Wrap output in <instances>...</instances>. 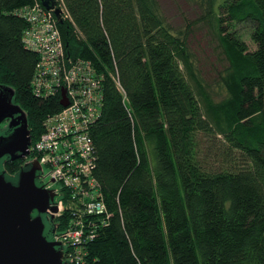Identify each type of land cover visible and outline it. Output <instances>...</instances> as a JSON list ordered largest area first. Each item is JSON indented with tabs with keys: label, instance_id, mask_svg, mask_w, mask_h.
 <instances>
[{
	"label": "trees",
	"instance_id": "obj_1",
	"mask_svg": "<svg viewBox=\"0 0 264 264\" xmlns=\"http://www.w3.org/2000/svg\"><path fill=\"white\" fill-rule=\"evenodd\" d=\"M34 1L0 0V83L27 112L32 145L45 117L61 110L59 96L32 89L38 55L23 46L27 24L15 12ZM64 2L75 23H59L67 56L103 76L91 135L112 217L89 258L264 264V0H201L228 63L219 102L195 71L189 35L175 30L159 0ZM238 26L250 28L255 50ZM17 169L10 164V173ZM58 221L65 230L68 220Z\"/></svg>",
	"mask_w": 264,
	"mask_h": 264
},
{
	"label": "built area",
	"instance_id": "obj_2",
	"mask_svg": "<svg viewBox=\"0 0 264 264\" xmlns=\"http://www.w3.org/2000/svg\"><path fill=\"white\" fill-rule=\"evenodd\" d=\"M55 2L53 10L35 0L15 12L27 24L23 46L38 55L33 93L43 99L59 96L61 107L45 117L44 131L30 152L46 169L47 189L54 186L56 195L63 194L55 204L57 213H49L68 220L66 229L56 237L63 244L64 262L96 264L89 258L90 243L112 217L94 175L97 158L91 135V127L102 113L103 76L90 61L67 56L55 9H60L63 21L75 23L64 0ZM113 79L125 98L119 79ZM63 89L69 102L66 107L61 105Z\"/></svg>",
	"mask_w": 264,
	"mask_h": 264
},
{
	"label": "water",
	"instance_id": "obj_3",
	"mask_svg": "<svg viewBox=\"0 0 264 264\" xmlns=\"http://www.w3.org/2000/svg\"><path fill=\"white\" fill-rule=\"evenodd\" d=\"M41 2L47 10H53L56 6L55 0ZM55 15L59 23H63L60 9H55ZM4 92H8L10 97L7 98ZM14 92L4 87L0 95V123L11 115L14 106L10 98ZM68 103L63 89L61 105L66 107ZM16 108L14 111L22 113L23 125L3 145V157L9 154L12 160L29 156L31 146L27 118L21 109ZM18 152L20 156H16ZM37 164L39 162L35 160L31 171H22L16 184L8 180L4 173L0 175V264H69V261L63 260V244L49 242L44 236L45 226L41 217L49 210L57 213L56 206L51 203L56 196L58 198L63 194L56 195L58 189L54 186L47 190L37 187L34 177Z\"/></svg>",
	"mask_w": 264,
	"mask_h": 264
},
{
	"label": "rangeland",
	"instance_id": "obj_4",
	"mask_svg": "<svg viewBox=\"0 0 264 264\" xmlns=\"http://www.w3.org/2000/svg\"><path fill=\"white\" fill-rule=\"evenodd\" d=\"M164 14L176 31L189 35L188 43L193 57L196 73L204 89L214 101L219 102L226 96L221 77L228 63L222 53L221 42L211 23H205V5L201 0H159ZM229 31L232 32L230 29ZM236 34L242 38L250 50L256 45L251 40L250 28L238 26ZM201 146H209L207 139L201 138Z\"/></svg>",
	"mask_w": 264,
	"mask_h": 264
},
{
	"label": "flooded vegetation",
	"instance_id": "obj_5",
	"mask_svg": "<svg viewBox=\"0 0 264 264\" xmlns=\"http://www.w3.org/2000/svg\"><path fill=\"white\" fill-rule=\"evenodd\" d=\"M4 86L3 83H0V95L3 93ZM5 94V92H4ZM6 97H10V94L7 92ZM11 99V105L14 106L11 110V115L6 117L2 122L0 123V154L2 156L0 157V175L3 176V173L7 177L8 180L14 182L15 184L18 182L20 173L22 171L29 172L33 169V161H35V157L33 154L30 152V155L25 157V158H17L16 160L11 159V155L5 154L3 157V145L6 143V140L12 136L15 131H17L22 125L23 122L21 120V115L22 113H17L15 110L16 109H21V111L25 114L27 118V127L29 131V137L31 139V146H32V138H31V132L29 128V121H28V116L27 112L21 107L19 103L16 102L15 100V92L14 95L10 98ZM29 147V151L30 148ZM21 154L18 152L16 153V156H20ZM12 164V166L18 167V169L14 173L9 172V166ZM37 169L34 173L35 177V183L38 188L47 190V182L49 181L47 176H46V169L43 167L40 163L36 165ZM57 203V196L51 203L52 205H55ZM37 215V213H35ZM43 223H44V236L49 242H56V237L60 234L61 231H59V221H58V216L56 214H50V213H45L41 214ZM59 242V241H57ZM57 250L59 247H56Z\"/></svg>",
	"mask_w": 264,
	"mask_h": 264
}]
</instances>
